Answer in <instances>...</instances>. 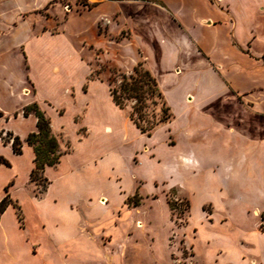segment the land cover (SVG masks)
Listing matches in <instances>:
<instances>
[{
    "label": "rangeland",
    "instance_id": "rangeland-1",
    "mask_svg": "<svg viewBox=\"0 0 264 264\" xmlns=\"http://www.w3.org/2000/svg\"><path fill=\"white\" fill-rule=\"evenodd\" d=\"M210 1L216 4L217 13L198 5L197 13L186 8L179 15L192 21L218 18L214 36L208 32L198 35L208 53L199 44L185 43L183 36H177L165 62L158 60L159 49L144 38L138 18L126 8L118 7V24L116 16L105 18L116 10L110 4L88 13L81 0H57L59 12H43L44 17L54 19L49 28L52 32L59 31V24L68 18L64 30L71 34L82 31L96 46L99 56L96 61L92 57L93 78L104 71L111 89L126 81L145 91L141 103L124 98L122 109L130 119L133 113L132 120L141 127H151V136L131 133L130 141L116 149L109 170L88 173L89 180L85 177L106 197L98 199L106 210H94L88 219L83 215L88 211L85 201L81 202L82 221L74 226L80 236L92 235L88 243L97 264L106 260V264H264V0ZM97 22L98 33L112 40L130 37V32L132 38L123 41V46L114 45L96 33ZM109 25L115 32L128 27L115 34L109 32ZM228 41L233 47L230 50ZM135 45L141 49H134ZM142 51L154 63L163 97L152 91V80L142 75L150 71ZM208 57L226 66L234 85L261 87L250 95L234 91L225 95L221 82L206 66ZM255 62L256 76L255 67L248 68ZM241 71L253 77L244 78ZM185 90H195L197 99L183 98ZM216 96L240 111L218 117L209 104ZM169 115L172 117L166 119ZM53 132L61 153L76 148L69 129ZM2 136L8 139L5 133ZM72 164L65 156L57 171L52 170L50 179L58 181V189L67 182ZM7 173L0 171V183ZM18 177L23 184L25 174ZM47 185L45 180L39 184L28 180V187L20 189L28 193L29 207L31 198Z\"/></svg>",
    "mask_w": 264,
    "mask_h": 264
},
{
    "label": "crops",
    "instance_id": "crops-1",
    "mask_svg": "<svg viewBox=\"0 0 264 264\" xmlns=\"http://www.w3.org/2000/svg\"><path fill=\"white\" fill-rule=\"evenodd\" d=\"M88 2L93 5L85 11L88 13L105 4L116 7L105 18L116 16L117 24L121 20L118 7L128 9L133 18H138V27L142 29L144 38L159 49L158 60L162 62L170 58L177 36H183L185 43H192L194 46L199 44L203 53H208L204 40L201 43L198 35L208 32L214 36L216 29H219L218 18L210 20V17H200L192 21L179 17L186 8L190 11L192 8V12L197 13L198 5L204 6L209 12L217 13L216 4L210 0ZM59 8L57 0H0V158L8 162L0 164V171L8 172L0 183V201L6 195L13 201L0 216V264H97L94 249L88 243L92 235L86 231L88 233L81 237L74 228L82 221L79 212L81 202L85 201L83 205L88 210L83 214L85 219L94 210H106L98 203L99 198L106 197L99 193L96 184L88 183L87 174L109 170L118 146L129 142L131 133L135 137L144 135L114 102L104 71L98 77H92L96 70L92 66V57L96 61L99 56L95 51L96 46L82 31L71 34L64 30V23L68 18L59 24V31L52 32L49 29L50 22L54 19H50L48 15L44 17L43 12L55 15ZM177 20L182 23L183 28L177 25ZM110 25L109 32L115 34L128 27L122 26L115 32L110 30ZM97 29L98 22L96 33ZM131 35L130 32V37L122 36L120 40L102 36L114 45L123 46L122 42L130 41ZM228 35L230 36L229 33ZM228 44V49H232L230 41ZM136 46L140 48L135 45L134 49ZM142 53L160 87L161 80L154 71L153 61L150 56L143 51ZM243 57L253 61L251 57ZM207 59L206 66L221 82L225 95L228 91L250 95L254 89L261 87L251 89L246 85H234L230 72L226 71L227 68L221 61L211 57ZM257 64L255 62L248 67H255L254 76L257 74ZM241 74L244 78L253 77L246 71H241ZM194 93L195 90H185L182 97L191 102L197 99ZM234 95L233 93L232 96ZM226 101L217 96L210 100L211 110L218 117L224 118L235 110L240 111L238 106L230 105ZM34 102L50 118L53 131L62 127L70 130L69 137L76 148L62 155L56 166L45 168L44 174L48 177L46 190L41 197H32L29 207L28 193L20 189L28 187L30 173L34 168L35 154L26 142V137L38 129L36 116H24L22 111ZM79 117L80 121H77ZM8 132L21 139V154H16L11 143L2 140L1 134ZM65 156L73 164L68 172L67 182L58 189L55 185L58 181L51 180L50 174L52 170L57 171ZM22 173L26 178L20 184L18 176ZM50 194L53 196L48 199ZM63 200L65 203L61 205L59 201ZM63 225H68L70 229Z\"/></svg>",
    "mask_w": 264,
    "mask_h": 264
},
{
    "label": "trees",
    "instance_id": "trees-1",
    "mask_svg": "<svg viewBox=\"0 0 264 264\" xmlns=\"http://www.w3.org/2000/svg\"><path fill=\"white\" fill-rule=\"evenodd\" d=\"M84 6H86L88 9H91L93 7L92 4H90L87 0H81L80 2ZM139 64L135 67V72L139 71ZM146 77H148L153 82V87H151L152 91L157 93L158 96L163 97V93L158 85L157 80L149 70H145L142 74ZM125 78V76H124ZM133 77H131L132 79ZM111 93L113 96L114 102L120 106L123 107V99H135L137 102H142L144 99L145 91L140 89L138 86L135 85H129L128 82L123 81L121 86L119 88L111 89ZM123 95H125L123 97ZM139 107L134 108V112H138ZM165 110H170V107L168 106ZM22 114L24 116H28L30 114H33L37 118V132H32L28 134L26 137V142L28 145H30L33 148L35 159H34V168L30 173V181L35 182L36 184H39L41 180H45L48 183V179L43 176L45 168L48 166H56L60 163V159L63 153L60 152L59 149V141L57 139L56 134L53 132L50 124V118L46 115V113L39 107V105L34 102L32 104L27 105L23 108ZM133 113L131 114V120ZM172 115H169L166 119L171 118ZM136 126L142 131V133H146L148 136H151V133L149 132V129L151 130V127L149 129L145 127H141L139 122L135 119L132 120ZM163 121V120H162ZM8 139H5L2 134L1 138L5 143H11L12 149L16 154L22 153V141L18 136H14L12 133H7ZM2 162H5L8 164L7 161H4L2 158H0V164ZM46 187L37 195L44 194ZM13 203L12 199H10L9 195H6L1 201H0V216L1 214L6 210L7 206L9 204Z\"/></svg>",
    "mask_w": 264,
    "mask_h": 264
}]
</instances>
